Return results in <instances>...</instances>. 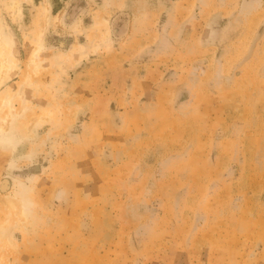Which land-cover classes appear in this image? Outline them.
<instances>
[{
	"label": "rangeland",
	"instance_id": "1",
	"mask_svg": "<svg viewBox=\"0 0 264 264\" xmlns=\"http://www.w3.org/2000/svg\"><path fill=\"white\" fill-rule=\"evenodd\" d=\"M0 42V264H264V0H0Z\"/></svg>",
	"mask_w": 264,
	"mask_h": 264
},
{
	"label": "bare ground",
	"instance_id": "2",
	"mask_svg": "<svg viewBox=\"0 0 264 264\" xmlns=\"http://www.w3.org/2000/svg\"><path fill=\"white\" fill-rule=\"evenodd\" d=\"M1 44V42H0ZM13 56V55H12ZM37 57V54H36ZM16 64L13 63L11 55L8 53H0V82L10 73V71L16 69ZM6 119H3L5 121ZM3 129V128H2ZM1 130V129H0Z\"/></svg>",
	"mask_w": 264,
	"mask_h": 264
}]
</instances>
